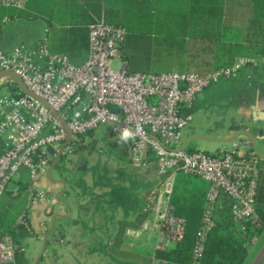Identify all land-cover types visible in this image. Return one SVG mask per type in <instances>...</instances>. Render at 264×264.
Segmentation results:
<instances>
[{
	"label": "built area",
	"instance_id": "1",
	"mask_svg": "<svg viewBox=\"0 0 264 264\" xmlns=\"http://www.w3.org/2000/svg\"><path fill=\"white\" fill-rule=\"evenodd\" d=\"M28 2L0 0V6L23 10ZM125 35L123 27L108 24L102 17L89 27L88 55L81 65L72 64L65 55L50 54L44 40L35 48L0 49V73L13 72L32 95L45 101L66 122L74 143L108 125L113 136L129 141L133 163H144L150 151L161 179L148 191L141 209L151 220L126 230L125 236L140 240L154 232L152 264H165L154 253L181 241L184 235V220L174 214L170 202L176 173L206 182L205 210L193 249L197 259L204 237L213 227L219 195L229 198L235 224L242 229L248 222L259 227L255 197L260 168L259 158L245 138L234 140L230 148L223 146L217 154L183 148L182 132L191 121L188 112L199 93L222 80L238 78L243 69L264 73V57H238L229 66L207 73H129L122 60ZM0 116V135L6 138L0 151L1 199L19 169L26 168L32 178L44 173L49 151H57L67 134L42 103L22 93L0 97ZM26 193L32 202L45 197L32 185ZM18 225L27 227L25 215ZM16 252L21 248L10 235L0 237V264H15Z\"/></svg>",
	"mask_w": 264,
	"mask_h": 264
},
{
	"label": "crops",
	"instance_id": "2",
	"mask_svg": "<svg viewBox=\"0 0 264 264\" xmlns=\"http://www.w3.org/2000/svg\"><path fill=\"white\" fill-rule=\"evenodd\" d=\"M129 1L132 5L140 2V0ZM104 4V0H29L26 7L20 10L21 17H9L6 15L7 10L0 8V49L10 52L16 45L35 48L45 40L50 54L65 56L67 53L71 54L70 60L74 65H81L87 58L88 47L84 52H78L71 42L66 44V41L69 40L67 32L71 30H87L89 32V27L95 20L104 18L102 11ZM99 8L101 12L98 14ZM114 8L119 9L124 6ZM232 20L233 27L244 30L248 16L236 13ZM258 46L264 51V28L260 33ZM231 82L241 85L247 92L246 96L243 91L239 92L234 98L240 104V118L234 120L229 129L222 127L221 118H217L216 122L210 119L212 123L210 120H201L203 112L200 108L203 105L200 103L205 100L209 101L211 99L209 92H214L221 83L209 92H206L208 89H205L197 95L188 112L191 121L182 132V147L206 150L210 146L206 142H202L200 145V141L203 140H196L201 137L224 138L225 140L237 132L249 130H252L255 136L257 135V128L264 125V73L243 69L238 78ZM222 83L228 84V82ZM17 94H21V90L9 77L0 79V97ZM226 99L229 98L226 97ZM223 119L226 121V117ZM103 126L106 127V136L102 142L107 149L108 142L115 140V136L110 133L108 125ZM98 130H95L92 136L82 135L83 137L77 138V143L71 142L70 144H78L80 147L94 150ZM5 143V136L0 135V151L3 150ZM256 143L258 154L264 155V138L257 137ZM60 146L57 147V151H49L48 166L44 173H39L32 178L26 168L19 169L0 199V204L3 203L0 209V218L3 216L7 218L8 212L14 205L23 204V207L12 219L11 228L14 231L10 236L21 248V254L25 258L26 264H144V260H147L148 263L150 261L152 264V250L156 241L154 232L144 235L140 240H130L125 236L121 245V255L112 253L110 245L119 221H134L144 215L146 218L139 225L140 227L144 222L151 220V217L142 213L141 209L148 191L157 187L161 181L155 160H149L142 164L133 163L129 159L128 148V161H131L134 166L146 169V179L143 182L141 193L132 201V205L126 206L123 197L117 194L96 196L91 199L84 197L85 199L82 200L81 195L74 193L76 185L69 178L64 183L59 176L65 175V171L60 174L58 170L59 161L63 155L72 153V151L66 147L60 160L52 167ZM214 149L219 152L222 148L214 147ZM151 164L154 166L150 167ZM57 181H60L62 185H55L54 182ZM30 185L43 192L45 197L34 202L29 201L26 188ZM205 185L207 188L206 182ZM13 190H17V192L14 193ZM58 194H60L59 199L67 204L68 209L62 202L55 199ZM22 215H25L30 231L18 225V220ZM55 215L65 218H56L54 227L48 234L43 255L37 261L44 237L50 229L52 217ZM128 229L137 228H127L126 230ZM258 237L259 235L256 237L255 244ZM142 255L144 256L142 257ZM126 257H128L127 260ZM258 263L259 260L256 259L251 264Z\"/></svg>",
	"mask_w": 264,
	"mask_h": 264
},
{
	"label": "trees",
	"instance_id": "3",
	"mask_svg": "<svg viewBox=\"0 0 264 264\" xmlns=\"http://www.w3.org/2000/svg\"><path fill=\"white\" fill-rule=\"evenodd\" d=\"M0 8L6 9L9 17L22 16L20 10ZM102 11L106 23L126 31L121 50L129 73H207L229 66L238 57H264L258 46L264 28V0H140L119 9L104 6ZM97 12H101L100 8ZM236 13L248 16L244 30L233 27ZM87 36V30L68 31L66 44L71 42L74 49L84 52ZM66 56L74 64L71 54ZM106 152L121 161L128 160V146L123 140L109 141ZM153 159L149 151L145 162ZM258 166L255 213L259 227L248 222L242 229L235 224L229 198L219 195L212 215L213 227L206 233L197 259L193 249L207 188L198 176L176 173L170 202L174 214L184 220V235L181 241L156 251L154 257L165 264H244L252 241L264 229V160L259 159ZM145 218L141 215L134 221H119L110 251L121 255L126 229L138 228ZM25 229L30 231L28 225ZM13 231L7 218L1 217L0 237L12 236ZM14 263L26 264L21 252L15 253Z\"/></svg>",
	"mask_w": 264,
	"mask_h": 264
},
{
	"label": "rangeland",
	"instance_id": "4",
	"mask_svg": "<svg viewBox=\"0 0 264 264\" xmlns=\"http://www.w3.org/2000/svg\"><path fill=\"white\" fill-rule=\"evenodd\" d=\"M104 1L105 7L113 8L125 7V5L130 4L129 0ZM112 67L116 69L117 63L112 64ZM231 81L233 80L220 81L217 84H221L217 86L218 88H216L214 92L209 91L217 84L208 88L206 92H209L211 99L200 103V105H203L202 108H200L201 112H203L202 117H200L201 120L209 121L211 119L213 122H216L217 118H221L222 127H224V129H229L232 127L234 120L236 121L240 118V104H238L234 98L239 92L243 91L245 96L247 92L241 85L234 84V82ZM222 82H228V84ZM226 97L229 99H226ZM225 117L226 121L223 119ZM105 136L106 127L101 126L98 130L97 140L95 141L96 148L94 150L80 147L78 144H69L67 149L71 150L72 153H64L65 155H63L58 163L60 174L62 171H65V175H59L60 180L65 183L69 178L72 183L76 185V192L74 193L76 195H81L82 200L85 199L84 197L91 199L96 196L117 194L123 197L126 206L132 205V201L141 193L143 182L146 179V169L134 166L131 161H121L109 156L106 152L107 149L103 146L102 142ZM211 139L224 140V138ZM202 142H206L210 147L206 150H201L200 148L194 150H201L209 154H217L218 152L214 147L220 149L223 146L228 148L231 147V143L221 144L217 141H200L199 144L202 145ZM153 166L154 164L150 165V167ZM2 206L3 203L0 204V209ZM22 207L23 204L18 203L8 212L7 220L10 224H12V219H14L15 214ZM257 235H259L257 242L255 244L256 238L252 241V244L249 247L250 253L244 264H251L256 259L259 260L258 264H264V229H261ZM253 246L254 248L252 249ZM143 256L144 255H142V257ZM127 258L128 257H126V260ZM144 262V264H147V260H144Z\"/></svg>",
	"mask_w": 264,
	"mask_h": 264
},
{
	"label": "water",
	"instance_id": "5",
	"mask_svg": "<svg viewBox=\"0 0 264 264\" xmlns=\"http://www.w3.org/2000/svg\"><path fill=\"white\" fill-rule=\"evenodd\" d=\"M3 77H9L16 85L17 87L21 90V93L24 94V95H28V96H31L33 97L34 99H36L37 101H39L40 103H42L45 108L51 113V115L58 119L62 125V127L64 128L66 134H67V140L66 142H64L60 147H59V150L57 152V155L52 163V167L55 166L57 164V162L59 161L60 157L62 156V153L64 151V149L68 146V144H70L71 142L74 141V139L72 138L68 128H67V125H66V122L64 120H62L58 114L51 110V108L46 104L45 101H43L42 99L32 95L26 88L25 86L22 84L21 80L13 73V72H2L0 73V79H2ZM109 128H111V126H109ZM257 132V135L255 136L254 132H252V130H249V131H240V132H237L236 134H234L233 136H231L229 139H225V140H217V139H211V138H203L201 137L200 139H197L196 140H203V141H217L221 144H228V143H232L234 140L238 139V138H246L248 139L250 145H251V148H252V151L254 152V154L260 159V160H264V155H260L258 154L257 152V143H256V138H264V125L261 127V128H257L256 130ZM114 139H120V140H123L128 148H130V143L127 139H124V138H120V137H114ZM184 148V147H183ZM146 155L147 153L145 152V155H144V158H146ZM129 159L130 158V154H129ZM139 164H142V163H139ZM55 185H62L60 181H57V182H54ZM59 195L58 194L55 199L57 201H60L62 202L68 209V206L66 203H64L63 201H61L59 199ZM60 218V219H64L65 217L63 216H53L52 217V220H51V225H50V229L48 230L47 234L45 235L44 237V240H43V246H42V249H41V252L37 258V261L42 257L43 255V252L45 250V247H46V242H47V237H48V234L49 232L52 230V228L54 227V224H55V220L56 218ZM37 263V262H36Z\"/></svg>",
	"mask_w": 264,
	"mask_h": 264
}]
</instances>
